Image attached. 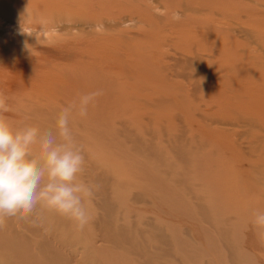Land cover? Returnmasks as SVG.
Here are the masks:
<instances>
[{
    "label": "rangeland",
    "instance_id": "1",
    "mask_svg": "<svg viewBox=\"0 0 264 264\" xmlns=\"http://www.w3.org/2000/svg\"><path fill=\"white\" fill-rule=\"evenodd\" d=\"M61 1L51 28L0 6V115L43 132L76 106L91 219L6 218L0 264H264V0Z\"/></svg>",
    "mask_w": 264,
    "mask_h": 264
},
{
    "label": "clouds",
    "instance_id": "2",
    "mask_svg": "<svg viewBox=\"0 0 264 264\" xmlns=\"http://www.w3.org/2000/svg\"><path fill=\"white\" fill-rule=\"evenodd\" d=\"M20 34H26L21 27ZM24 47L29 45L24 41ZM99 93L83 96L78 114L87 115L88 105ZM76 106L64 108L55 130L37 127L14 129L0 115V224L6 218L30 216L38 207L55 211L83 230L91 217L86 200L93 188L80 181L85 157L76 146L70 115ZM8 111L0 95V113ZM254 224L264 229V212L255 214ZM264 238V231L260 233Z\"/></svg>",
    "mask_w": 264,
    "mask_h": 264
},
{
    "label": "bare ground",
    "instance_id": "3",
    "mask_svg": "<svg viewBox=\"0 0 264 264\" xmlns=\"http://www.w3.org/2000/svg\"><path fill=\"white\" fill-rule=\"evenodd\" d=\"M65 1H70V2H73L75 5H77L78 8H76V9H79L78 13L82 12V10H80V9H84V7H87V6H89L91 4V3H89V0H65ZM64 3L65 2H63L61 0H44V1H41V0H11V2H9L8 0H0V6H3L5 4L13 5V6H15V8H22L23 6H26V7L30 8V9H36V11H41L43 13V16L41 15L40 17H36V18L34 17L35 21H37V20H39L41 18H42L41 20H43V17H45L44 18L45 22H48V24H49V25H45V26L46 27L49 26L48 28L56 27V25L59 24V22H57L58 18H56L55 16L60 14L61 12H63V10H65V9H62L63 6H64ZM19 10H21V9H19ZM85 14L86 13L77 14L76 16H78V15L84 16ZM46 16H49V17H46ZM63 21L64 20H60L61 23ZM17 31H18V29H17ZM78 84H79V82H78ZM71 95L73 96L74 93L71 94ZM72 102H74V101H72ZM260 197L264 198V196H260Z\"/></svg>",
    "mask_w": 264,
    "mask_h": 264
}]
</instances>
